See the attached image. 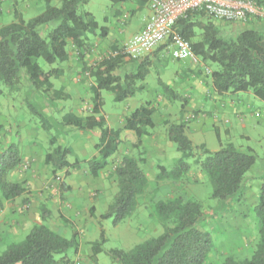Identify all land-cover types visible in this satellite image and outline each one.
Returning a JSON list of instances; mask_svg holds the SVG:
<instances>
[{"label":"rangeland","instance_id":"1","mask_svg":"<svg viewBox=\"0 0 264 264\" xmlns=\"http://www.w3.org/2000/svg\"><path fill=\"white\" fill-rule=\"evenodd\" d=\"M51 4L59 6L61 0H52ZM111 5L110 0H90L84 8L92 11L98 23L103 25L105 24L103 16L107 7ZM45 6L46 0H0V26L15 19V9L19 10L25 19H30L43 11ZM142 13L125 19L127 25L131 21L129 28L133 27L134 20ZM249 22L242 24L244 22L216 20L226 37H235L240 31L253 27L254 24ZM110 31L109 29L107 37L101 35L100 29L89 34L92 48L85 54L88 65H93L115 53L116 47L125 42L116 41L113 30L112 33ZM68 51L70 57L64 62L50 65L40 59L44 70L53 67L62 69L63 74L52 81L56 89L62 86L65 88L69 96L66 99H49L42 91L34 88L25 73L21 74V85L17 91L12 92L9 88L1 86L0 159L2 153L10 146L15 145L19 148L22 162L9 173V179L20 182L25 192L13 203H9L0 188V254L6 249L9 241L19 242L25 238L29 232L25 221L29 220L33 226L40 222L45 223L68 238L72 237L75 229L80 230L87 251L80 253L85 257L81 256L76 264H96L89 257V249L91 243L100 236L99 216L107 210L118 191L115 168L123 156L128 154L139 156V151L134 148L137 141L135 132L124 129L126 118L136 107L149 102L150 106L155 108L153 115L155 126L149 129L142 144L146 158L143 167L149 184L139 195L137 207L129 217L118 224L113 222V218L101 221L107 241L104 244L105 250L98 255L97 263L120 264L119 260L108 254L109 249L130 250L138 243L161 234L163 227L153 215L154 203L178 196L199 200L204 206L205 217L201 226L212 236V250L205 264H223L228 256L237 259L250 257L256 248L260 227L255 206L259 201L260 185L264 177V101L251 93L255 101L253 104L257 106L253 107L257 116L252 113L251 120L247 117L237 118L236 114L243 115L248 111H233L234 108H242L252 103L247 99L226 96L212 104L214 90L210 75L217 65L207 66L199 57L196 61L188 59L194 74H198L199 81L202 79L209 89L205 102L192 101L188 105L186 133L193 144L204 143L210 150H216L219 148L216 132H219L223 142L232 141L243 149L253 147L257 152V161L248 171L246 183L241 191L224 201L211 197L210 180L199 168V164L194 162V158L190 160L192 168L183 180L176 182L171 178L158 179V165L171 169L181 155L167 135L168 123L179 120L181 103L167 96L165 90L158 84L159 78L167 81L175 77L176 74L171 76L170 74L177 68V59L172 56L169 47L161 48L156 54H154L156 50H153L152 66L142 82L144 91L121 102L115 101L113 94L103 92L107 124L111 128L121 130V144L111 155L108 165L101 174L94 177L88 161L98 155L95 144L100 140L101 130L83 131L75 126L63 124L69 112L83 117L92 111L90 90L93 79L78 59L76 46L72 42ZM136 66V63H130L122 73L135 70ZM181 78L186 82L187 76ZM233 102H236L235 105ZM43 119L50 124L49 127L43 126ZM52 136L57 138V144L71 147L68 160L72 163L80 161L79 168H66L57 174L52 173L51 165L45 161L46 154L54 147L50 141ZM36 159L41 160V168L47 176L38 189L29 176L33 174L34 166L36 167ZM34 179L39 177L35 176ZM40 194L42 198L36 197ZM33 196L34 200H31ZM30 202H34L35 206L28 205ZM92 205L96 207L95 215L89 212ZM44 207L49 213L43 220L41 215ZM59 210L65 218L61 217ZM2 242L7 243L1 246ZM74 252L72 246L67 254L72 256Z\"/></svg>","mask_w":264,"mask_h":264},{"label":"trees","instance_id":"2","mask_svg":"<svg viewBox=\"0 0 264 264\" xmlns=\"http://www.w3.org/2000/svg\"><path fill=\"white\" fill-rule=\"evenodd\" d=\"M51 1L46 0L43 11L30 19H25L15 9V19L0 26V90L3 85L12 92L17 91L21 85V74L25 73L34 88L49 99H66L69 96L65 88L56 89L52 81L63 74L62 69L53 67L44 70L40 59L50 65L68 60V47L72 42L84 68L93 79L90 90L92 111L83 117L69 112L63 124L83 131L101 130L100 140L95 144L98 155L88 161L91 174L98 177L121 144V130L107 124L103 92L113 94L117 102L142 92V82L152 66V52L134 57L116 47L115 53L88 65L85 54L92 48L89 34L100 29L101 35L106 36L107 27L100 26L95 14L84 8L90 0H61L59 6L51 4ZM135 1L142 6L149 0ZM255 1L264 7V0ZM249 21H253V27L240 31L235 37H226L212 16L204 11H192L176 22L175 29L189 41L193 52L205 65H217L210 75L217 94L226 96L246 92L264 101V28L259 27L264 17H254ZM164 45L168 48V44ZM164 45L157 47L154 54ZM130 63H136V69L122 73ZM159 82L170 97L181 103L179 120L169 122L167 128L168 139L176 145L181 155L171 169L158 165V179L183 180L191 170L190 160L194 158V162L199 164L210 180L211 197L220 201L233 197L246 183L247 173L257 161V152L251 146L243 149L232 141L223 142L219 132H216L218 149L210 150L204 143L194 145L186 133L188 98L160 79ZM154 113L155 108L146 102L136 107L126 118L124 129L135 132L137 142L134 148L139 151V156H123L115 168L118 191L107 210L100 214V236L91 243L90 258L96 264L107 241L101 221L113 218V222L118 224L129 217L137 207L139 195L149 184L143 167L146 158L142 144L149 129L155 126ZM49 125L43 119V126ZM56 139L55 136L51 137L54 147L45 156L52 173L57 174L66 168H79L80 161L72 163L68 160L71 147L57 144ZM1 157L0 188L4 198L13 202L25 192L20 182L9 179V173L22 162L20 150L15 145L10 146ZM95 212L96 207L92 206L90 214L95 215ZM255 212L260 227L252 255L243 259L228 256L223 264H264V177ZM48 213L47 208H43L41 218L44 220ZM60 215L65 218L62 213ZM153 215L163 227L161 234L138 243L130 250L109 249L108 254L119 260L120 264H205L212 250V236L201 226L205 217L202 202L181 196L170 200L161 199L154 203ZM80 245V230L75 229L72 237L68 238L40 222L30 229L22 241H12L7 245L0 254V264H75L67 251L74 246L75 252H78Z\"/></svg>","mask_w":264,"mask_h":264},{"label":"built area","instance_id":"3","mask_svg":"<svg viewBox=\"0 0 264 264\" xmlns=\"http://www.w3.org/2000/svg\"><path fill=\"white\" fill-rule=\"evenodd\" d=\"M150 15L143 28L120 46L125 53L142 57L160 45L168 44L175 59L197 60L191 45L175 24L192 11H204L215 20L247 22L264 17V7L255 0H149Z\"/></svg>","mask_w":264,"mask_h":264},{"label":"crops","instance_id":"4","mask_svg":"<svg viewBox=\"0 0 264 264\" xmlns=\"http://www.w3.org/2000/svg\"><path fill=\"white\" fill-rule=\"evenodd\" d=\"M110 1L112 2V5L107 7L106 13L103 16V21H104L105 24H103V25L99 24V25L100 26H107L108 30L109 29L111 30L110 33H112V30H113L114 35H115L114 39L116 41H118V42L126 41L133 34H135L136 32L140 31L143 28V26L145 25L146 19L150 15L149 2L147 1L141 6L135 0H130V1H127V2H117V3H114L112 0H110ZM144 9H146V10H144ZM142 10H144V11H142ZM140 12H143V13L140 16H138L137 19L134 20L133 27L129 28V25H130L131 21H130L129 25H127L125 19L126 18L129 19L130 16H132V15L134 17V15H137ZM133 17L131 19H133ZM242 24H245V22L242 23ZM259 27L260 28H264V22H262L259 25ZM89 40H90V38H89ZM164 46L166 47V45H164ZM158 54H160V53H158ZM176 61L178 62L177 68H175V71H171V74H170V76L176 74L175 77L174 78H169V80H167V81H165L162 78H159V79L161 81L165 82V84H167L169 87L174 89L176 92H178V93H180L182 95H185V96L187 95L186 97L188 98V105L192 101H194L196 103H199V101L202 100L203 102H205L206 95L209 93V91H208L209 89L205 86V82H203L202 79L199 81V76H198V74H194L195 72L192 70V67L190 66V62L188 61V59L187 60L186 59H183V60L182 59H177ZM80 62L84 66L83 61L80 60ZM85 62H86V59H85ZM182 76H187L186 82L183 81V79L181 78ZM180 81H182V82H180ZM158 84H159V86H161L164 89V87L160 84L159 81H158ZM144 90L145 89H143V91ZM213 90H214V88H213ZM214 91H213V95L211 97V99H213L212 100V104H215L216 101H219L223 97L225 98L226 96H231V97H233L235 99H247L248 101H250L252 104H248V105H246L245 107H242V108H236V109L234 108L233 111H239V110H242V111L245 110L246 111L247 110L248 112H245V114H243V115H239L240 113L236 114V117L237 118H239V117H247L248 119L251 120L252 113H255L254 112V108L257 107L255 104H253L255 101L252 99L251 93L237 92L235 94H228L226 96H222V95L217 94ZM167 96H169L168 93H167ZM170 98H172V97H170ZM233 103L235 105L236 102H233ZM187 110H188V106H187ZM254 116H257L256 113L254 114ZM86 131H88V130H86ZM96 153H97V150H96ZM96 153H95V155H97ZM29 176L32 177L31 179H33L34 186H36L37 189L40 188L41 184L43 183V179H45L47 177L45 175V171L41 168V160L40 161L37 160L36 167L34 166L33 174H30ZM35 176H38L39 179H34ZM30 182H31V180H30ZM37 196L39 198H42V194L36 195V197ZM34 197L35 196H33L31 198V200H34ZM46 197H47V195H46ZM13 202H9V203H13ZM26 202L28 203V201H26ZM49 202H50V204H52L51 203L52 200H50V198H49ZM30 204H31V207L33 205L35 206L34 202H30L28 205H30ZM92 206H95V205H92ZM44 208H46V207H44ZM59 212L62 213L60 210H59ZM89 212H90V209H89ZM25 223H26V226L28 227V231H30V229L33 227L31 221L27 220V221H25ZM7 242H2L1 246L5 245ZM9 243H10V241H9ZM86 251H87L86 245H84V243H83V241L81 239V245H80L79 251L78 252H74L72 256L70 255L71 258L74 260L75 264H76V261L79 258H81V256H82L80 253H83V252L86 253ZM91 253H92V251H91V248H90L89 249V257L91 256ZM83 262H84V260H83Z\"/></svg>","mask_w":264,"mask_h":264}]
</instances>
